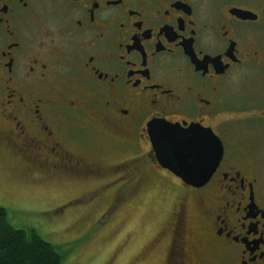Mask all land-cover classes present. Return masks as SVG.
I'll return each mask as SVG.
<instances>
[{"label": "flooded vegetation", "instance_id": "af4514ba", "mask_svg": "<svg viewBox=\"0 0 264 264\" xmlns=\"http://www.w3.org/2000/svg\"><path fill=\"white\" fill-rule=\"evenodd\" d=\"M259 22L245 0H0V153L42 181L127 184L130 196L178 184L148 252L167 238L163 264H264V175L211 126L232 70L264 66L250 45ZM157 120L219 137L205 185L159 166ZM100 135L114 151L92 148Z\"/></svg>", "mask_w": 264, "mask_h": 264}, {"label": "rangeland", "instance_id": "374dc122", "mask_svg": "<svg viewBox=\"0 0 264 264\" xmlns=\"http://www.w3.org/2000/svg\"><path fill=\"white\" fill-rule=\"evenodd\" d=\"M245 4L260 17L251 25V49L264 55V0ZM222 96L223 111L211 126L225 135L227 149L232 148L227 142L236 145L264 175V119H258L264 116V66L234 68ZM108 142L100 135L92 148L114 151ZM23 168L0 153V207L14 227L34 229L54 245L62 264H163L167 238L150 252L148 248L169 217L178 184H140L130 196L127 184L104 187L54 177L42 181ZM114 192L122 194L115 201Z\"/></svg>", "mask_w": 264, "mask_h": 264}, {"label": "snow or ice", "instance_id": "6c2138e0", "mask_svg": "<svg viewBox=\"0 0 264 264\" xmlns=\"http://www.w3.org/2000/svg\"><path fill=\"white\" fill-rule=\"evenodd\" d=\"M153 143L171 149L174 159L185 171L195 173L215 163V147L209 136L201 129L181 128L176 121L166 123L157 120L150 126Z\"/></svg>", "mask_w": 264, "mask_h": 264}, {"label": "trees", "instance_id": "16d2710c", "mask_svg": "<svg viewBox=\"0 0 264 264\" xmlns=\"http://www.w3.org/2000/svg\"><path fill=\"white\" fill-rule=\"evenodd\" d=\"M57 248L34 229L14 227L0 207V264H62Z\"/></svg>", "mask_w": 264, "mask_h": 264}, {"label": "water", "instance_id": "95a60500", "mask_svg": "<svg viewBox=\"0 0 264 264\" xmlns=\"http://www.w3.org/2000/svg\"><path fill=\"white\" fill-rule=\"evenodd\" d=\"M236 13H238L239 16L243 19H248V20L256 19V15L250 12H247V11L237 10ZM153 122L154 121L148 124V133H149L152 148L155 152V158L159 166L171 172L174 176L179 178L186 185H189L195 188H199L205 185L209 181L212 174L214 173L223 155V146H222V142L219 139V137L215 135V133L209 127H203L199 124H190L188 126L179 125L181 128L194 127V128L203 130L212 140L214 147H215V153H214L215 163L207 165L200 171H197L195 173H190L188 171H185L182 167H180V165L177 164L176 160L173 157L171 149L165 148L163 145L158 149L156 145L153 143L152 137L149 131L150 126L152 125Z\"/></svg>", "mask_w": 264, "mask_h": 264}]
</instances>
